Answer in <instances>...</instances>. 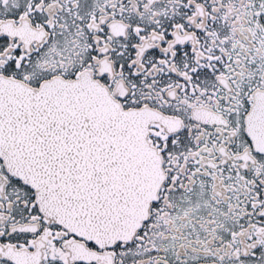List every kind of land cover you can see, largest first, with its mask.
I'll list each match as a JSON object with an SVG mask.
<instances>
[{
    "label": "snow or ice",
    "instance_id": "6c2138e0",
    "mask_svg": "<svg viewBox=\"0 0 264 264\" xmlns=\"http://www.w3.org/2000/svg\"><path fill=\"white\" fill-rule=\"evenodd\" d=\"M0 264H264V0H0Z\"/></svg>",
    "mask_w": 264,
    "mask_h": 264
}]
</instances>
